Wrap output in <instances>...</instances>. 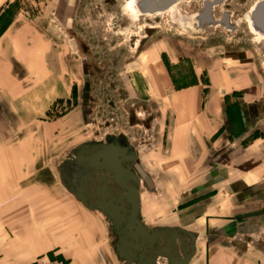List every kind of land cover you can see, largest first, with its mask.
Listing matches in <instances>:
<instances>
[{
  "label": "crops",
  "instance_id": "obj_1",
  "mask_svg": "<svg viewBox=\"0 0 264 264\" xmlns=\"http://www.w3.org/2000/svg\"><path fill=\"white\" fill-rule=\"evenodd\" d=\"M7 1L0 0V8ZM12 10L0 22V204L5 203L8 217L29 206L28 217L10 224L30 238L6 251L17 256L16 261H34L41 255L65 260L74 256L73 250L89 248L96 237L84 224L88 244L81 238L79 244V206L88 215L100 216L114 238L111 223L84 206L63 181L62 164L46 165V151H56L62 125L70 129L77 120L74 111L52 118L56 109L71 104L78 82L72 56L77 46L72 35L63 32L62 21L56 32L46 21ZM193 56L199 70L196 81L175 90L169 79V86L159 92L172 93L174 151H188L191 158L200 155L201 170L207 172L191 185L201 190L197 211L187 216L193 222L189 226L151 228L143 219L141 202V220L149 229L177 232L185 248L194 249L188 264H264V85L255 70L256 54L242 48L223 56L206 50ZM147 58L144 54L140 62ZM76 148L65 158H73ZM46 169L57 170L59 180H31ZM36 202L43 205V218L39 206H30ZM115 247L116 242L112 249L119 263L126 264ZM179 258H185L182 251ZM157 263L170 264L165 258Z\"/></svg>",
  "mask_w": 264,
  "mask_h": 264
},
{
  "label": "rangeland",
  "instance_id": "obj_2",
  "mask_svg": "<svg viewBox=\"0 0 264 264\" xmlns=\"http://www.w3.org/2000/svg\"><path fill=\"white\" fill-rule=\"evenodd\" d=\"M128 1L8 0L0 8V22L13 14L12 9L14 14L23 13L31 19L46 21L56 32L62 21L63 32L72 35L77 46V53L72 56L78 82L73 85L71 104L56 109L52 117L63 118L74 111L77 120L70 129L69 125H62L56 151H46V165L50 163L53 168L61 165L70 151L86 142L108 135H125L138 150L144 170L151 176V190L143 189L141 195L144 221L151 228L189 226L193 222L190 223L187 216L197 211L196 198L201 191L191 185H197L207 172L201 170L200 155L191 158L188 151H174L172 93L162 94L159 90L169 86V79L174 81L175 90L193 84L197 79L195 72L199 73L193 55L199 51L223 56L228 50L242 47L254 50L255 70L264 85V48H258L257 43L246 46L201 40V34L181 27L185 19L182 5L155 17L141 15L135 19L139 15H134L129 7L126 10ZM109 2L115 5L108 6ZM222 36L224 40L226 37ZM144 54L148 58L140 62ZM31 180L54 182L59 180V175L57 170L53 173L46 169ZM5 206V203L0 204V264H40L47 260L74 264L76 259L82 264H121L113 252L115 240L104 220L98 215H88L81 206L77 210L80 222L77 237L79 244L81 239H86L88 244L83 226L91 228L96 237L89 248L82 252L73 250L74 256L66 255L65 260L48 253L34 261H16L18 257H12L11 251L8 255L6 250L28 242L30 237L20 236V230L13 229L10 222L28 217L29 206L10 215L12 221H7L9 217L4 215ZM30 206H39L43 218L45 211L41 202ZM71 232L75 235L74 230Z\"/></svg>",
  "mask_w": 264,
  "mask_h": 264
},
{
  "label": "water",
  "instance_id": "obj_3",
  "mask_svg": "<svg viewBox=\"0 0 264 264\" xmlns=\"http://www.w3.org/2000/svg\"><path fill=\"white\" fill-rule=\"evenodd\" d=\"M179 1L182 0H132L129 8L139 15H155L171 10ZM96 149L92 157L80 151L69 158L74 161L69 169L61 167L63 181L84 206L98 211L111 223L113 236L118 237L115 251L119 258L126 264H158L160 258L170 264H188L194 249L185 248V240L177 232L149 229L142 222L139 190L127 185L129 170L115 157V149L105 150V146ZM108 175L128 193L120 194L118 201L109 192ZM180 251L185 258H179Z\"/></svg>",
  "mask_w": 264,
  "mask_h": 264
},
{
  "label": "flooded vegetation",
  "instance_id": "obj_4",
  "mask_svg": "<svg viewBox=\"0 0 264 264\" xmlns=\"http://www.w3.org/2000/svg\"><path fill=\"white\" fill-rule=\"evenodd\" d=\"M131 1L126 2V10ZM107 5L112 7L115 3L109 2ZM179 5L184 7L181 9L185 16V19H182L181 27L192 33L201 34V40L214 43L229 41L246 46L257 43L259 44L258 48H264V0H182L174 7ZM159 14L143 16L150 18ZM140 16L135 19L140 18ZM222 35L226 37L224 40ZM81 46L87 50L85 44L81 43ZM97 146H105V150H109L111 147V151L115 149L113 151L115 157L122 161L126 170H129L127 185L131 188H138L140 199L143 189L151 190V176L144 170L138 150L125 135H108L101 140L86 142L81 147L76 148L74 154L84 151L85 156L92 157L93 154L97 153ZM73 161L66 159L61 167L65 170L69 169ZM62 171L64 173V170ZM111 177L108 175L107 178L110 184L108 189L118 201L121 198L120 194L127 195L128 193L123 191ZM111 189L115 192H112ZM89 199L91 202H95L94 199L91 200L90 197ZM114 239L117 243L118 237H114Z\"/></svg>",
  "mask_w": 264,
  "mask_h": 264
},
{
  "label": "built area",
  "instance_id": "obj_5",
  "mask_svg": "<svg viewBox=\"0 0 264 264\" xmlns=\"http://www.w3.org/2000/svg\"><path fill=\"white\" fill-rule=\"evenodd\" d=\"M40 264H68L67 262L63 260H47V261H42Z\"/></svg>",
  "mask_w": 264,
  "mask_h": 264
},
{
  "label": "bare ground",
  "instance_id": "obj_6",
  "mask_svg": "<svg viewBox=\"0 0 264 264\" xmlns=\"http://www.w3.org/2000/svg\"><path fill=\"white\" fill-rule=\"evenodd\" d=\"M129 10H130V8H129ZM131 11V10H130ZM133 14H136L137 12L135 11V12H133V11H131ZM198 20V19H197Z\"/></svg>",
  "mask_w": 264,
  "mask_h": 264
}]
</instances>
